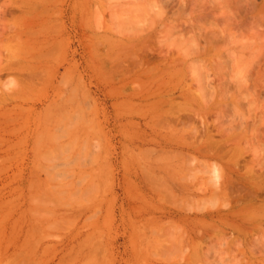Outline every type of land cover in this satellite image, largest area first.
I'll return each mask as SVG.
<instances>
[{"label": "rangeland", "instance_id": "374dc122", "mask_svg": "<svg viewBox=\"0 0 264 264\" xmlns=\"http://www.w3.org/2000/svg\"><path fill=\"white\" fill-rule=\"evenodd\" d=\"M33 1L0 0V264H264V0Z\"/></svg>", "mask_w": 264, "mask_h": 264}, {"label": "bare ground", "instance_id": "6f19581e", "mask_svg": "<svg viewBox=\"0 0 264 264\" xmlns=\"http://www.w3.org/2000/svg\"><path fill=\"white\" fill-rule=\"evenodd\" d=\"M21 1H22V0H21ZM25 1H26V0H25ZM33 2H34V1L32 0V3H33ZM38 2H39V1H38ZM41 3H42V2H41ZM41 5H43V3H42ZM27 7H28V6H27ZM37 7H38V6H37ZM9 8H10V7H9ZM28 8H31V7H28ZM141 8H142V7H141ZM20 9H23V8H20ZM18 10H19V9H18ZM0 11H1V10H0ZM19 11H20V10H19ZM21 11H22V10H21ZM1 13H2V12H1ZM22 13H24V12H22ZM26 13H27V12H26ZM30 13H31V12H30ZM44 13H45V12H44ZM159 15H160V14H159ZM42 17H43V16H42ZM37 18H38V17H37ZM37 18H36V19H37ZM32 19H33V18H32ZM34 20H35V19H34ZM27 21H29V20H27ZM42 23H44V22H42ZM4 29H5V28H4ZM3 32H4V31H3ZM41 32H42V31H41ZM3 34H4V33H3ZM38 34H39V31H38ZM4 35H5V34H4ZM35 35H36V34H35ZM2 36H3V35H2ZM30 36H31V35H30ZM36 44H37V43H36ZM101 44H102V43H101ZM39 48H41V46H40ZM110 49H111V48H110ZM115 49H116V48H115ZM30 51H31V50H30ZM112 51H113V50H112ZM53 52H54V51H53ZM14 54H15V53H14ZM4 55H5V54H4ZM136 55H138V54L136 53ZM144 55H145V54H144ZM138 56H139V55H138ZM140 56H141V57H140ZM140 56H139V58H142V59H143V57H142L143 54H140ZM132 57H133V56H132ZM145 57H146V56H145ZM145 57H144V58H145ZM135 58H137V57H135ZM135 58H134V59H135ZM139 58H138V59H139ZM122 59H123V58H122ZM142 59H141V60H142ZM145 59H146V58H145ZM159 59H160V58H159ZM117 60H118V59H117ZM130 60H131V59H130ZM161 60H162V59H161ZM127 61H128V60H127ZM133 61H134V60H133ZM142 61L146 64V62H145L144 60H142ZM131 62H132V61H131ZM140 63H141V62H140ZM126 65H127V64H126ZM129 65H130V64H129ZM248 65H249V62H248ZM8 66H9V65H8ZM137 66H138V65H137ZM140 66H141V64H140ZM143 66H144V65H143ZM246 66H247V65H246ZM128 67H129V66H128ZM141 67H142V66H141ZM145 67H146V66H145ZM121 68H122V67H121ZM130 68H131V67H130ZM130 68H129V69H130ZM244 68H245V67H244ZM35 69H36V68H35ZM124 69H125V68H124ZM129 69H128V70H129ZM144 69H145V68H144ZM144 69H143V71H144ZM4 70H5V69H4ZM122 70H123V69H122ZM147 70H148V69H147ZM147 70L144 71V72L142 71V72L144 73V76L146 75V76L150 77L152 74L154 75V72L152 71L153 69H152V70H148V71H147ZM245 70H246V69H245ZM245 70H244L243 73L246 72ZM7 71H8V70H7ZM195 71H196V70H195ZM202 71H203V70H202ZM202 71H201V72H202ZM248 71H249V69H248ZM44 72H46V71H44ZM125 72H126V71H125ZM127 72L129 73V71H127ZM152 72H153V73H152ZM201 72H200V73H201ZM241 72H242V71H241ZM249 72H250V71H249ZM249 72H248V73H249ZM40 73H42V72H40ZM237 73H238V72H237ZM31 74H32V73H31ZM245 74H247V73H245ZM36 75H37V74H36ZM248 75H249V74H248ZM65 76H66V75H65ZM127 76H128V75H127ZM146 76H145V77H146ZM243 76H244V75H243ZM148 77H147V78H148ZM158 77H159V76H158ZM199 77H200V75H199ZM246 77H247V76H246ZM246 77H245V78H246ZM170 78H171V76H170ZM196 79H197V78H196ZM28 80H29V79H28ZM50 80H51V79H50ZM198 80H199V79H198ZM241 80H242V77H241ZM246 81H247V80H246ZM21 84H22V83H21ZM23 85H24V84H23ZM242 85H243V84H242ZM30 86H31V85H30ZM243 86H244V85H243ZM133 87H134V86H133ZM221 87H222V85H221ZM71 93H72V92H71ZM158 94H159V93H158ZM3 96H4V95H3ZM9 96H10V95H9ZM160 96H161V95H160ZM218 96H219V95H218ZM221 96H222V95H221ZM227 96H228V95H227ZM222 97H223V96H222ZM18 98H19V97H18ZM4 100H5V99H4ZM159 106H160V105H159ZM59 108H60V107H59ZM179 108H180V107H179ZM173 110H176V109H173ZM167 112H168V111H166V113H167ZM179 112H180V111H179ZM169 113H170V112H169ZM171 115H172V113H171ZM177 117H178V116H177ZM181 117H182V116H181ZM179 118H180V116H179ZM172 121H173V120H172ZM171 124H172V123H171ZM172 125H173V124H172ZM165 128H166V127H165ZM206 129H207V128H206ZM221 131H222V130H221ZM219 132H220V131H219ZM221 134H222V133H221ZM223 135H224V134H223ZM211 136H212V135H210L209 137L211 138ZM210 138H209V139H210ZM209 139H207V141H209ZM211 139H212V138H211ZM205 140H206V139H205ZM210 141H211V140H210ZM199 143H200V142H199ZM235 143H236V142H235ZM205 144H206V143H205ZM208 144H210V143H208ZM213 144H215V143H213ZM213 144H212L211 146H212V147H213V146L216 147V146L213 145ZM203 145H204V144H203ZM218 145H219V144H218ZM236 145H237V144H236ZM204 146L206 147L207 145H204ZM204 146H201V145H200L199 147H202V148H203ZM214 147H213V148H214ZM218 147H219V146H217V148H218ZM209 148H210V147H209ZM213 148H212V150L209 149V151H208V150L206 151V150H200V149H198V152H197V153H198V155H200V154H205L204 156L202 155V157H207L206 155H209V158H210V156H211V158L213 157V159H214V157H215V158H219V157L221 156V153H220V156L216 157V155L214 154V153H216V151H215L214 153L212 152V151H214ZM219 148H221V147H219ZM204 149H206V148H204ZM237 149H238V147H237ZM188 150H189L190 152H193L194 154H196V153H195L196 150H193V149H191V148L188 149ZM217 150H218V149H217ZM219 151H220V150H219ZM228 151H229V150H228ZM234 151H235V150H234ZM226 152H227V151H226ZM237 152H238V150H237ZM171 153H172V152H171ZM222 153H223V152H222ZM233 153H234V152H233ZM216 154H217V153H216ZM224 154H225V153H224ZM149 155H150V154H149ZM181 155H182V154H180V156H181ZM217 155H219V152H218ZM165 156H166V155H165ZM187 156H188V155H187ZM187 156H186V157H187ZM224 156H225V155H224ZM175 157H176V156H175ZM175 157H174V158H175ZM174 158H173V159H174ZM180 158H181V157H180ZM193 158H194V157H193ZM207 158H208V157H207ZM160 159H161V158H160ZM167 159H169V158H167ZM162 160H163V159H162ZM187 160H188V159H187ZM192 160H193V159H192ZM156 161H157V160H156ZM185 161H186V160H185ZM71 162H72V161H71ZM190 162H191V161H190ZM161 163H162V162H161ZM191 163H192V162H191ZM210 164H211V163H210ZM73 165H74V164H73ZM187 166H188V165H187ZM189 166H190V164H189ZM206 166H207V165H206ZM68 167H69V166H68ZM73 167H74V166H73ZM210 167H211V166H210ZM215 167H216V168H215ZM215 167L213 168V166H212V168L209 169V170H210L209 173H211V174H210V175H211V176H210L211 178H209V179H210V180H209V184L213 186V188L211 187L213 190H212L211 193H210L211 195L213 194V196L210 195V196H209V199H212V197H213V198L216 197V198H218V199L221 198L220 200H222V197H227L228 194H230V193H229L230 190H231L234 186H236V185H235V183H234L235 181L233 182V180L231 179V176H230V174H231L230 167H227V168H226V169H227L226 172L228 171V174H225V173H224V175L222 174V171H220V170H222L223 168H217V166H215ZM199 168H200V166H199ZM36 170H37V168H36ZM197 170H198V169H197ZM218 170H219V171H218ZM223 170H225V169H223ZM53 171H54V170H53ZM194 171H195V170H194ZM195 172H196V171H195ZM198 172H199V171H198ZM219 172H221V175H220ZM253 172H254V171H253ZM253 172H252V171L249 172V175H248V176H249V179H245V180H244L245 182H244L242 185H243V186H246V187H248V185H250L251 188H252V189L254 188L253 190H255V191H257L258 189L261 190L260 188H258V187H260V186H258V184L256 185V184L254 183V179H255L256 177H259V176H258V175H255ZM260 172H261V171H260ZM255 176H256V177H255ZM259 178H260V177H259ZM206 181H207V180H206ZM61 182H62V181H61ZM202 182H203V181H202ZM219 182H220V184H219ZM159 183H160V182H159ZM193 183H194V182H193ZM59 184H60V183H59ZM202 184H203V183H202ZM207 184H208V183H207ZM209 184H208V186H209ZM218 184H219V185H218ZM261 187H262V186H261ZM166 188H167V187H166ZM200 188H201V187H200ZM257 188H258V189H257ZM262 188H263V187H262ZM170 189H171V188H170ZM30 190H31V189H30ZM63 190H64V189H63ZM200 190H201V189H200ZM203 190H204V189H203ZM240 190H241V189H240ZM206 191H207V190H206ZM206 191H204V192H206ZM197 192H198V191H197ZM204 192H202V193H204ZM207 192H208V191H207ZM207 192H206V193H207ZM231 192H232V191H231ZM237 192H238V191H237ZM237 192L234 191V194L237 193ZM168 193H169V192H168ZM199 193H200V192H199ZM238 193H243V192H238ZM176 196H177V195H176ZM229 196H230V195H229ZM152 197H153V196H152ZM189 197H191V196H189ZM219 197H220V198H219ZM230 197H231V199L233 198L234 203H235V201H237V200H239V199L241 198V201H242V202L239 200L240 202H238V203H242V204H246V203H249V202H253V201L256 199L255 196L253 195V191H251V190H250L249 192H247V193L245 192V195H243V196L237 194L236 196L234 195L233 197H232V196H230ZM206 198H208V197H205V199H204V198H203V199L206 200ZM194 199H195V198H194ZM174 200H175V199H174ZM187 200H188V199H187ZM185 201H186V200H185ZM188 201H189V200H188ZM191 201H192V200H191ZM202 201H203V200H202ZM202 201H201V199H200V202H202ZM222 201H223V200H222ZM159 202H160V201H159ZM161 202H162V201H161ZM198 202H199V201H198ZM200 202H199V203H200ZM195 203H196V201H195ZM179 205H180V204H179ZM207 205H208V204H207ZM262 205H263V204H262ZM173 206H174V205H173ZM202 206H203V205H202ZM176 207H177V206H176ZM209 207H210V206H209ZM243 207H244V206H243ZM245 207H257V206L249 205V206H245ZM42 208H43V207H42ZM197 209H198V208H197ZM259 209H260L261 212H262V209H261V208H259ZM260 210H259V211H260ZM52 211H53V210H52ZM186 211H187V210H186ZM196 211H197V210H196ZM187 213H188V212H187ZM215 213H217V212L205 213V214H202V215L207 216V215H212V214H215ZM241 214H242V213H240V215H241ZM242 215H243V214H242ZM244 215H246V213H244ZM261 216H263V215H258V216H257V217H258V220L260 219L259 217H261ZM234 217H235V216H234ZM240 217H241V216H240ZM257 217H255V218H257ZM222 218H223V217H222ZM255 218H254V219H255ZM196 219H197V218H196ZM226 219H227V218H226ZM248 219H250V218H248ZM254 219H252V220H254ZM231 220H233V219H231ZM219 221H220V220H219ZM223 221L225 222V220H223ZM243 221H244V220H243ZM207 222H208V221H207ZM215 224H216V223H215ZM226 224L228 225V222H226ZM168 225H169V224H168ZM170 225H171V224H170ZM208 225H209V224H208ZM229 225H230V226H227V227H229V228H232V227H233V226L231 227V223H229ZM203 226H205V225H203ZM165 227H166V226H165ZM172 227H173V226H172ZM224 227H225V226H224ZM237 227H238V226H237ZM167 228H168V227H167ZM178 228H179V229H177V230H178V233H179V232L182 230V228L180 229V226H179ZM189 228H190V227H189ZM206 228H207V227H206ZM168 229H170V228H168ZM172 229H173V228H172ZM240 229H241V228H240ZM258 229L261 230L260 228H257V230H258ZM65 230H66V229H65ZM160 230H161V229H160ZM170 230H171V229H170ZM212 230H218V231H219V230H221V229H220V227H219V229H218V226H215V227H211V230H210V231H212ZM223 230H224V229H223ZM223 230H221V232H224ZM232 230H233V229H232ZM237 230L239 231V229H237ZM237 230L234 229V231H237ZM184 231H185V230H184ZM194 231H195V230H194ZM241 231H242V230H241ZM152 232H153V231H152ZM166 232H167V231H166ZM192 232H193V231H192ZM198 232H199V231H197V234H198ZM242 232H244V231H242ZM259 232H260V231H259ZM261 232H262V231H261ZM161 233H162V232H161ZM178 233L175 234L176 236H175V235L173 236V235H169V234H168V235H167V239L169 240L168 237H169V236H172V238H171L169 241H174L175 239L173 240V237H174V238H175V237L177 238ZM183 233H184V234L182 235V239H181V238H178V241H176L177 243L179 242V239L183 241V238H185L184 236L186 235V238H185V239H186L187 241L185 242V240H184V242H185L186 244L184 245L185 247L183 246V247H184V248L182 249V250H184L183 252H184V253L187 252V251H186V250L188 249L187 246L190 248V250H193L194 248H195V250H196V249L198 248V245L195 244L194 242H192V241H193V238L190 237V239H192V241H191L192 246H190V244H189V239L187 238V236H189L188 233H187L186 231L183 232ZM193 233H194V232H193ZM200 233H201V232H199V235H198L199 237H201V236H200ZM227 233H228V231H227ZM227 233H226V234H227ZM245 233H246V232H245ZM256 233H257V231H256ZM262 233H263V232H262ZM166 234H167V233H165V235H166ZM172 234H173V233H172ZM189 234H190V233H189ZM197 234H196V235H197ZM214 234H215V233H213V235H214ZM218 234H219V233H218ZM230 234H231V233H230ZM239 234H241L240 231H239ZM257 234L260 235V233H257ZM151 235H152V234H151ZM179 235H180V233H179ZM213 235H211V236H213ZM216 235H217V234H216ZM243 235H244V234H243ZM194 236H195V235H194ZM208 236H210V235H208ZM211 236H210V237H211ZM214 236H215V235H214ZM214 236L211 237V238L215 239L216 236H215V237H214ZM217 236H218V238L220 239L221 244H222V240H225V241H226V244H227V240H228L227 237H225V239H222L223 234L220 235V237H219V235H217ZM221 236H222V237H221ZM224 236H225V235H224ZM244 236H245V235H244ZM249 236H251V235H249ZM253 236L255 237V238L253 237V239H257V237H256L254 234H253ZM160 237H161V236H160ZM162 237H163V236H162ZM228 237L230 238V236H228ZM218 238H216V240H217ZM259 238H260V237H259ZM259 238H258V241H259ZM48 239H49V238H48ZM201 239H202V238H201ZM204 239H207V238L204 236ZM219 239H218V240H219ZM221 239H222V240H221ZM226 239H227V240H226ZM235 239H236V238H235ZM235 239L233 238V241H234V242L231 241V247H230V250H231V248H232V250H233V247H234V246L232 247V245H233V244H236V243H238V244L240 243L239 246H240V248H241V242H237V241H236V243H235ZM250 239H251V238H250ZM261 239H262V236H261ZM168 240H166V241H168ZM202 240H203V239H202ZM209 240H210V239H208V241H209ZM162 241H163V240H162ZM169 241H168V242H169ZM182 241H181L180 243H178L177 245H176V243H175V244L173 243L175 248L172 247V249H174L175 251H177L176 249L179 248V249H178V252H180V255H179V254L177 255V254H176L177 252H175V251L173 250V253L175 252V254L177 255V257L180 256V257H178L179 260H180V261H178V262H181V258H182L183 260H184V259H185V260L187 259V260H190V262H193L194 260H193L191 257H194L195 261H198V259H197L198 256H196L197 254H196L195 252L192 253L193 251H192L191 253H192V254H195V256H196L197 258H195L194 255L192 256V254H191V255L188 254V255H189V256L187 255L188 258H184L185 256H183V255H185V254H183L182 250H180V248H181L182 245H183V242H182ZM203 241H205V240H203ZM210 241H211V240H210ZM210 241H209L210 246H209V244H208V248L211 250V252H212L213 247H214V250H216L217 248L219 249L220 245H217V243H215V242H214V244H213V242H210ZM225 241H224V242H225ZM224 242H223V244H224ZM252 242H254V240H253ZM256 242H257V241H256ZM171 243H172V242H171ZM201 243H202V241H201ZM203 243H204L203 246L207 244V243L205 244V242H203ZM232 243H233V244H232ZM173 244H172V246H173ZM180 244H181V246H180ZM215 244H216L217 246H219V247H215ZM223 244H222V245H223ZM226 244H224V245H223L224 247H222V248L225 249ZM248 244H249V243H248ZM252 244H253V243H252ZM256 244H257V243H256ZM175 245H176V246H175ZM178 245H179V246H178ZM213 245H214V246H213ZM222 245H221V246H222ZM228 245H229V243H228ZM206 246H207V245H206ZM211 246H212V247H211ZM237 246H238V245H237ZM250 246H251V248H252V245H251V244H250ZM250 246H248V248H249ZM258 246H259V245H258ZM165 247H166V248L168 247V248H167V249L164 248V253H165V255H166V253H167L168 256H169V255L171 254V250H172V249L169 250V249L171 248V245H168V246L165 245ZM177 247H178V248H177ZM199 247H200V246H199ZM210 247H211L212 249H211ZM186 248H187V249H186ZM204 248H205V247H204ZM251 248H250V249H251ZM253 248H254V247H253ZM161 249H162V246H161ZM165 249H166V250H169L170 252L168 253V251H165ZM185 249H186V250H185ZM202 249H203V248H202ZM209 249L206 250V248H205V251L203 250V253L205 252L204 254H206V253L210 252ZM224 249H223V250L220 249V251H221V252H224ZM235 249H238V247H236V248L234 247V250H233V251L231 250V251H232L231 254H233V255H232L233 257H234V252H235V251L237 252V250H235ZM261 249H262V248H261ZM159 250H160V249H159ZM188 250H189V249H188ZM199 250H200V252H201V249H200V248H199ZM214 250H213V251H214ZM255 250H256V249H255ZM263 250H264V249H263ZM20 251H21V250H20ZM206 251H207V252H206ZM227 251H228V250H227ZM258 251H259V250H258ZM200 252H199V255L201 254ZM240 252H241V251H240ZM240 252L238 251V253H240ZM242 252L244 253V251H242ZM251 252H253V250H252ZM173 253H172V254H173ZM203 253H202V254H203ZM172 254H171V255H172ZM175 254H174V257H175ZM186 254H187V253H186ZM204 254H203V255H204ZM229 254H230V251H229ZM240 254H241V253H240ZM181 255H182L183 257H182ZM241 255H242V254H241ZM243 255H244V254H243ZM243 255H242V256H243ZM166 256H167V255H166ZM168 256H167V257H168ZM159 257H160V255H159ZM167 257H166V260H167ZM174 257H173V260H176L177 258L175 257L176 259H174ZM202 257H203V256H202ZM206 257H207V256H206ZM206 257H205V258H206ZM240 257H241V256H240ZM168 258H169V257H168ZM220 258H221V257H220ZM15 259H16V258H15ZM18 259H19V258H18ZM196 259H197V260H196ZM207 259H208V258H207ZM235 259H236V257L234 258V260H235ZM23 260H24V259H23ZM25 260H26V259H25ZM177 260H178V259H177ZM191 260H192V261H191ZM236 260H237V259H236ZM238 260H239V259H238ZM238 260H237V262L235 261L236 263H235V262H234V263H235V264H239V263H240V262H239L240 260H239V261H238ZM164 261H165V260H164ZM169 261H170V260H169ZM169 261L167 260V263H169ZM171 261H172V260H171ZM199 261H200V260H199ZM202 261H204V260L202 259ZM220 261H221V260H220ZM229 261H230V260H229ZM243 261H245V260H243ZM13 262H14V264H19V263H22V260H21V261L15 260V261H13ZM178 262H177V263H178ZM182 262H183V261H182ZM205 262H206V260H205ZM227 262H228V261H227ZM245 262H246V261H245ZM245 262L242 263V264H245ZM175 263H176V262H175ZM193 263H194V262H193ZM199 263H200V262H198V264H199ZM203 263H204V262H203ZM248 263H249V262H248ZM248 263L246 262V264H248ZM255 263H256V262H255ZM255 263H253V264H255ZM11 264H12V263H11ZM23 264H24V263H23ZM187 264H188V263H187ZM191 264H192V263H191ZM200 264H201V263H200Z\"/></svg>", "mask_w": 264, "mask_h": 264}]
</instances>
